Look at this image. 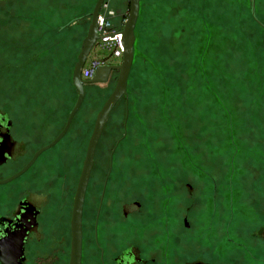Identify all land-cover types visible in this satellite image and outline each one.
Returning <instances> with one entry per match:
<instances>
[{
  "label": "rangeland",
  "instance_id": "374dc122",
  "mask_svg": "<svg viewBox=\"0 0 264 264\" xmlns=\"http://www.w3.org/2000/svg\"><path fill=\"white\" fill-rule=\"evenodd\" d=\"M106 1L118 24L128 0ZM249 1L140 0L127 96L98 142L95 178L102 184L112 158L113 185L142 203L134 232L159 240V264H264V30L251 21ZM95 2L0 0V110L47 126V140L74 105L68 77ZM255 4L264 24V0ZM68 12L83 18L57 33ZM92 57L121 61L96 45ZM116 76L85 89L82 114L90 107L97 115ZM203 145L217 155L205 157ZM77 150L73 141L61 142L46 156ZM199 164L212 181L203 182ZM53 251L49 264L68 263L69 241Z\"/></svg>",
  "mask_w": 264,
  "mask_h": 264
},
{
  "label": "flooded vegetation",
  "instance_id": "af4514ba",
  "mask_svg": "<svg viewBox=\"0 0 264 264\" xmlns=\"http://www.w3.org/2000/svg\"><path fill=\"white\" fill-rule=\"evenodd\" d=\"M71 108L50 140L47 126L24 121L14 110L13 117L0 110V181L10 179L0 183V264H49L54 248L64 251L67 241L69 263L74 196L96 119L92 108H87L88 115L82 114L81 105L63 137L48 149H41L61 132ZM71 141L78 146L76 153L66 151V155L50 159L46 156L59 143ZM95 154L82 207L81 264H159L155 256L159 254V240H144L145 234L134 232V225L143 218L142 203L127 201L124 189L113 185L112 158L102 184L96 182ZM120 227L122 232L118 231ZM193 262L220 264L213 259Z\"/></svg>",
  "mask_w": 264,
  "mask_h": 264
},
{
  "label": "water",
  "instance_id": "95a60500",
  "mask_svg": "<svg viewBox=\"0 0 264 264\" xmlns=\"http://www.w3.org/2000/svg\"><path fill=\"white\" fill-rule=\"evenodd\" d=\"M105 1L106 0H96L95 2V5L90 15V22L86 34L81 41L80 49L72 69L71 82L76 90V100L74 102V105L68 114L66 123L63 129L61 130V132L49 144H47L41 149L42 151L55 145L66 133L72 121V118L74 117L75 113L78 111V109L80 108L83 102L85 85L106 83L111 78L112 73L116 72L117 76L114 87L96 115L94 127L87 144L85 158L83 161L81 173L78 180V185L72 207L71 221H70L71 243H70V257L68 264H81V243H82L81 217H82V207H83L84 195L88 182L89 173L94 163V154L96 147L98 145L104 127L109 121L110 113L113 110V108L116 106L118 101L123 96L124 97L127 96L128 78L134 58L135 25L139 16L140 0H128L129 9L122 29L123 55L121 61L117 64L107 63V64L98 65L94 69L91 78L87 80H83L81 78L82 67L86 62L91 49L95 46L96 41L98 39L97 15ZM254 9H255L254 0H252L251 15H253L254 18L257 20V18L255 17ZM262 27L264 28V25H262ZM9 180L10 179L7 178L5 180H1L0 183H5ZM190 264H210V263L193 262Z\"/></svg>",
  "mask_w": 264,
  "mask_h": 264
},
{
  "label": "built area",
  "instance_id": "2783aa9c",
  "mask_svg": "<svg viewBox=\"0 0 264 264\" xmlns=\"http://www.w3.org/2000/svg\"><path fill=\"white\" fill-rule=\"evenodd\" d=\"M113 12L108 9V2L105 1L97 15L98 39L96 46L109 53V57L121 59L123 55L122 29L125 18H122L118 24L113 22ZM107 64L105 59L92 57L87 59L81 70V78L87 80L91 78L94 69L98 65Z\"/></svg>",
  "mask_w": 264,
  "mask_h": 264
},
{
  "label": "trees",
  "instance_id": "16d2710c",
  "mask_svg": "<svg viewBox=\"0 0 264 264\" xmlns=\"http://www.w3.org/2000/svg\"><path fill=\"white\" fill-rule=\"evenodd\" d=\"M250 3H252V0H250L249 1ZM254 5H255V9H254V12H255V17L257 18V20L254 18V16L253 15H251L252 13H251V7H250V18L252 19L251 21H253L254 22V24H256V25H258L259 27H261L263 30H264V28L262 27V25H264V24H262L261 25V22L259 21V19H258V17L256 16V4H255V0H254ZM128 6H129V2H128ZM128 9H129V7H128ZM77 11V10H76ZM76 11H73V12H75L76 13ZM67 14V16L64 18V19H66V22H64V23H62V22H59L58 24H60V26H54V28L53 29H57L56 30V32L58 31V32H60V31H62L63 29H68L70 26H72V25H74L73 23H75L76 21H79L80 19H82L83 18V16H79V15H77V16H74V17H72L73 15H74V13L72 14L71 12H68V13H64V15H66ZM63 15V14H62ZM63 15V16H64ZM91 15V14H90ZM126 16H127V14H125L124 15V18H126ZM68 19V20H67ZM137 24H138V19H137V22H136V25H135V37L137 38V35H136V33H137V30H136V28H137ZM49 28H51V26H49ZM50 30V29H49ZM57 32V33H58ZM82 40V38H80V41ZM135 49H136V39H135V44H134V54H135ZM86 86H89L90 88L91 87H93L94 85H92V84H86L85 85V87ZM84 87V88H85ZM131 117H129V114H128V116H127V119H126V123H127V125L129 126V123H130V119ZM132 123H136V122H132ZM195 147V146H194ZM203 153H205L206 155H205V157H207V158H211V156H208V154H210V153H213V155H217V153H214V150H212V148L210 147V146H208V145H203ZM208 151H210V152H208ZM235 152V151H234ZM233 152V153H234ZM202 154V153H201ZM192 155L193 156H195V157H198V158H200V157H204L203 155L201 156L199 153H197V152H195L194 150H193V152H192ZM229 157L232 159L233 158V155L232 154H229ZM164 165V164H163ZM232 165V164H231ZM197 168H195V170L200 174V177L201 178H203V182L204 183H206L207 182V179H208V177H209V179L211 180L212 178L210 177V176H208L207 174H205L206 172H205V170H206V167L204 166L203 167V165H201V164H199L198 166H196ZM168 168H169V166H168ZM208 168V167H207ZM216 168V167H215ZM209 169V168H208ZM228 169H230V170H233L234 169V167H233V165H232V167H230L229 166V168ZM159 174V173H158ZM157 174V176H156V178L155 179H158V180H156L157 181V183H158V181H159V179H161L160 178V176ZM233 176V175H232ZM228 177V180L230 181L229 183H231L233 180H235V178L234 177ZM237 179V178H236ZM212 181V180H211ZM163 191L165 190L164 189V187H163V189H162ZM167 191L169 192V190L167 189ZM163 193H165V191L163 192ZM167 207H169V206H167ZM166 207V208H167ZM169 209H171V215H173L174 217H175V212H174V209H175V205H172L171 207H169ZM174 212V213H173ZM163 217V216H162ZM173 217V218H174ZM172 218V219H173ZM175 221V220H174Z\"/></svg>",
  "mask_w": 264,
  "mask_h": 264
},
{
  "label": "crops",
  "instance_id": "0c3cea01",
  "mask_svg": "<svg viewBox=\"0 0 264 264\" xmlns=\"http://www.w3.org/2000/svg\"><path fill=\"white\" fill-rule=\"evenodd\" d=\"M94 58V57H93ZM69 80H68V82L71 84V86H72V88H73V90L75 89L74 88V86L72 85V82H71V73L69 74ZM92 85H94V86H96V85H99V84H92ZM86 88H90L89 86H86L85 88H84V95H85V89ZM63 89V88H62ZM76 91V90H75ZM84 100V99H83ZM83 103V102H82ZM82 105V104H81ZM72 107V106H71ZM70 106H68V108H71ZM67 112V111H66Z\"/></svg>",
  "mask_w": 264,
  "mask_h": 264
}]
</instances>
